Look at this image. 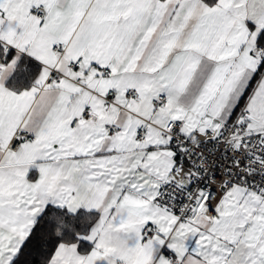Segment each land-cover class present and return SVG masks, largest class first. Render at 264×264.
<instances>
[{
  "label": "snow or ice",
  "instance_id": "snow-or-ice-1",
  "mask_svg": "<svg viewBox=\"0 0 264 264\" xmlns=\"http://www.w3.org/2000/svg\"><path fill=\"white\" fill-rule=\"evenodd\" d=\"M0 264H264V0H0Z\"/></svg>",
  "mask_w": 264,
  "mask_h": 264
}]
</instances>
